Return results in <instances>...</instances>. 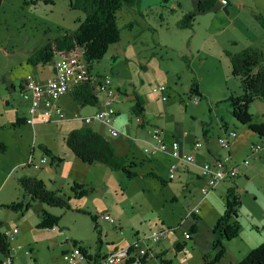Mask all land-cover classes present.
<instances>
[{"label":"rangeland","instance_id":"obj_1","mask_svg":"<svg viewBox=\"0 0 264 264\" xmlns=\"http://www.w3.org/2000/svg\"><path fill=\"white\" fill-rule=\"evenodd\" d=\"M175 1L176 3L168 2L167 7L170 6L168 9L156 6L143 11L147 3V0H143L140 5L143 11L142 17L134 15L131 9L122 8L118 11L116 24L119 30V42L111 45L102 60L91 66V72L93 75L96 73L101 76L108 75L112 84L116 82L117 86L126 91L128 95L132 94L133 86L137 88L138 94L147 101L148 115L161 124L165 132L169 133L168 138L173 136L179 146L185 145L189 149V153L192 144L196 140L199 141L202 148L196 154L197 156L203 155V158L207 159L205 161L209 162L207 164L211 166L216 158L223 159L226 156L227 151L222 149L217 142V137L222 136V131L234 129L235 132H240L238 124L229 113V105L223 102L230 95L239 94V84L231 77V67L223 53L212 49L211 40L203 45L204 38L212 32L216 34V42L225 43L228 50L238 52L247 43L250 44V41L251 43L257 40L259 42L264 33L254 20L253 16L259 15L254 7L237 10L235 8L232 16L225 15L223 18L212 13H196L192 28L178 29L175 23L179 20L180 13L176 4L181 1L183 7L188 8L190 0ZM0 2V146L3 147L0 150V200L9 205L27 198L18 186L17 176L20 171L31 169L23 165L32 162L37 164L39 160L37 155L42 151L39 146L53 148L55 153L63 158L60 163L54 165L53 174L48 175L46 174L48 172H43L41 176L45 178L44 182L50 190L59 191L70 198L69 210L50 208L45 204L35 202L30 210L23 214L25 223L23 226L36 231H39L37 225L41 221L43 210L51 211L59 218L58 227L62 234L57 236V246H49L47 250L45 246L49 243L47 238L42 241L38 240V245H31L32 253L35 254L36 249L39 252L38 255L35 254L39 262L43 259L52 260L56 254H58V259H61L63 257L60 253L62 248H68L64 253H69L73 247L72 242L77 244L83 239L90 244L88 249L93 250V242L96 238L93 235V223L90 216L98 217L105 213L115 219V224L101 223L97 220L98 230L101 232L100 238L103 242L102 253H106L108 248L115 247L118 248V252L127 250L136 241L141 245V249L154 248V245L147 240L150 233L153 230L162 232L168 230L166 236L161 239L167 253H163L161 259L148 255L145 264H160V260L168 264H203L215 256L216 251L211 247L215 239L212 228L223 213L225 193L230 186L233 188L235 186V191L240 198V206L236 211L238 233L230 240H220L223 252L217 264H238L263 244L264 150L251 151V145L263 147L264 138L255 136L234 152L227 168L235 167L237 176L217 182L208 194L203 195L201 189L206 186L205 182L201 187L193 183L183 188L177 181V177L191 176H183L179 173L172 176L167 170L164 159H162L160 171L156 170L151 159L158 158V154L153 152L156 145L153 135L158 128L153 127L154 122L151 120L152 125L147 124L143 131L140 130L143 129L140 127L144 124H140L130 108L128 110V106H131L127 100L128 95L124 97L127 100L124 104H115L113 107L115 112H122L121 116H124V113L127 116L125 121L127 133L119 132L117 137H111V139L120 145L116 154L135 164L132 168L136 173L134 178L129 179L122 172L110 171L100 164L97 167L103 166L102 170L94 165L83 164L63 144L61 137L65 136L64 133L67 132L68 126L65 124L55 126L61 121L37 123L34 127L25 123L14 124L15 120L21 122L26 115L22 117L21 112L16 114L18 108L16 100L10 97L12 95L11 86L18 91L21 80L26 77L36 79L33 76L36 73L35 67L27 61V58L62 32L73 31L78 22L83 20V14L70 9L69 0H0ZM173 6L175 12H171ZM131 17L136 19L137 24L133 29L128 30L124 28V24ZM139 30L143 32L134 40L133 35ZM151 34H153V43L160 40L162 45H173L175 51L167 53L164 49L161 50L160 46H156L154 52H163V61L161 62L160 58L155 55L147 64L144 60L149 59L147 50L152 48L149 39ZM139 40H143V48L141 46L142 52L135 58L131 56L129 50L132 46L139 48ZM233 40L234 45L230 43ZM145 43L148 44L147 47ZM185 44L193 49L204 46V53L210 51L206 59L202 56L198 59L201 54L193 53V60L201 64L198 72L202 74V79L198 82L197 77L196 81L204 93L211 95L208 109L206 99L197 106L194 105L193 99L184 94L191 79H189L191 73L186 68V62L180 60ZM112 55H114L113 59H111ZM186 57L187 60L190 59ZM51 66L52 63H49L45 69H50ZM142 66H147L144 72ZM215 68H218L219 77L215 85H212L207 78L215 73ZM39 69L40 66L37 67V70ZM165 71L169 75H166ZM175 74L179 75V80L174 77ZM221 86L227 91L228 96L221 101L223 103L214 106L213 98L216 97ZM159 87L164 90L159 92ZM166 99L168 103L182 99L181 112L184 111V106L187 107L183 123L172 115L170 118H164L165 114H161L160 103ZM124 110L126 112H123ZM247 114L251 118V124L262 125L264 129L263 104L259 102L250 104ZM194 115L197 121H193L191 116ZM128 117L130 127H128ZM116 120L117 116L113 126H116ZM177 126L185 134L184 136L175 132L179 131ZM201 126L206 132V138L202 136ZM208 148L212 156L207 154L206 149ZM151 153L156 155L150 157ZM191 163L194 164V159ZM42 165L48 167L47 163ZM150 173H154L156 178L149 176ZM161 176L167 179L162 181ZM84 177V180H88V177L95 178L93 183L86 187L87 195L74 198L70 188L72 180L78 181L79 178ZM170 177H174L172 181ZM100 179L103 184H100ZM189 194L190 199L188 200ZM194 207L200 209L196 221L187 216ZM78 208L86 213L75 212L74 209ZM12 215L14 212L11 210H0V218L4 224L10 220ZM194 225L197 227V233L189 237L182 236L183 231L190 233ZM23 226L18 227L16 237L21 234ZM75 238L82 239L76 241ZM174 247H178L179 250L176 251ZM25 249L28 250V245L23 247L24 251ZM134 255L133 253L132 256ZM54 261L60 264L56 259ZM66 263L72 262L66 261Z\"/></svg>","mask_w":264,"mask_h":264},{"label":"trees","instance_id":"obj_2","mask_svg":"<svg viewBox=\"0 0 264 264\" xmlns=\"http://www.w3.org/2000/svg\"><path fill=\"white\" fill-rule=\"evenodd\" d=\"M139 3L140 0H69L70 9L81 12L83 14V20L78 22L73 31H64L58 37L48 41L44 46L39 48L29 58V63L43 67L49 63L53 64L56 57L64 59L80 57L86 65L88 77L91 78L89 81L75 87L69 96L80 107L95 106L98 102V97H101L104 104L102 110H104L107 107L105 100L102 96L94 93L91 79H94L96 75H93L91 72V66L102 60L111 45L119 42V30L116 24V14L118 11L122 8H126L127 10L138 9ZM213 6L212 0L199 1L196 12H207ZM254 20L264 32V17L255 15ZM194 21L195 13L189 12L181 18L177 26L180 29H189L192 28ZM224 55L228 59L231 67V77L238 81L239 94L235 96L230 95L223 102L229 105V113L236 124L245 126L257 136L264 138L263 126L251 124V118L247 114V109L253 101H260L264 104V47L260 49L247 47L234 53L226 51ZM197 88V84L192 82L189 88L190 94L200 96ZM119 93L122 94L121 92ZM117 102H113L108 106L113 110L115 116L117 114L113 107ZM143 105V99L140 96L134 95V104L131 107V112L139 120H141L143 115ZM64 142L72 154L83 164H102L110 171L122 172L129 179L136 176V173L132 170L135 164L128 162V159L125 157L118 156L111 143L105 137L91 129L83 128L73 130L69 132ZM0 147V150H2L3 147ZM39 148L50 156V151L46 148L43 146H39ZM148 175L156 178L154 173ZM17 183L27 198L17 203L3 205V208L18 213L19 215L25 214L35 202H40L50 208L70 209V198L61 194L59 191L50 190L42 180L22 175L17 178ZM70 188L74 198H81L88 194V189L82 184L74 182ZM239 206V195L236 193L235 188L230 186L225 193L223 213L212 228L215 239L211 247L212 250L216 251L215 256L203 264H217L223 252L220 240L227 241L237 236L238 216L236 211ZM74 211L82 214L86 213L79 208L74 209ZM90 219L94 224L93 229L96 234V243L100 245L102 240L100 238L101 232L98 230L97 217L90 216ZM58 223L59 218L57 216L42 211L41 221L37 225V229L49 230L57 227ZM195 233L196 227L192 226L189 236ZM72 243V250L78 248L87 263L102 264L105 255H96L92 260L87 255L86 248L76 244V242ZM9 252L7 239L0 234V255H4L7 258L10 257ZM127 252L131 253L132 250L128 249ZM204 260H206L205 256ZM146 261L147 257L134 255L127 258L125 264H145ZM238 264H264V242Z\"/></svg>","mask_w":264,"mask_h":264},{"label":"crops","instance_id":"obj_3","mask_svg":"<svg viewBox=\"0 0 264 264\" xmlns=\"http://www.w3.org/2000/svg\"><path fill=\"white\" fill-rule=\"evenodd\" d=\"M199 1H204V0H190V7H188V8H184L183 7V4H181V1L180 2H177L176 5L179 8L178 11L180 13V18H179V20L176 23L178 24V22L181 20V18L186 13L194 12L195 15H196V13L198 14V12H196V7H197V3ZM212 1H213L214 6H213V8L211 10H209L207 12H199V13H212L214 15L216 14L220 18H223V17H225V15L232 16L235 8L237 10L238 8L252 9V7H254V9L256 10V13L258 12L259 15H261V16L264 17V14H263L264 13V0H227V3H225V4L221 0H212ZM142 2H143V0H140L138 9L130 10V11H132V12L135 13L134 15H137L139 17H142V12L145 11V10H149V9L155 8L156 6H162L163 8H167L168 9L170 7V6L167 7L168 2L169 3L170 2L171 3H174V2L176 3L175 0H147V3L144 6L143 11H142V9L140 8V5H141ZM175 11L176 10L174 9V6H173L172 9H171V12H175ZM176 23H175V26H176V28H178V26H177ZM136 24H137L136 19L131 17L124 24V28H128V30H131V29L134 28V26ZM146 29H148V28L146 27ZM178 29H180V28H178ZM142 32H143V30H139L138 32H136L135 35H133V39L136 40V37H139ZM261 36H263V37L261 38V40L259 42L257 40L255 42L251 43V41H250V44L247 43V45H245L241 50H243V49H245L247 47H252V48H257V49H260V48L264 47V34L261 35ZM149 39H150V41L152 43V45H151L152 48H150V50L148 49L149 47L147 48L148 49L147 52L149 53L148 54V58L149 59L144 60L145 63H147V64H149L151 62V60L154 58L155 55H157L160 58V61L161 62L163 61L164 53L163 52H160V53H157V52L155 53L154 52V48L156 46H160L161 50L164 49L165 52H167V53L168 52H172L173 53L175 51V48H174L173 45H170V46L169 45H162L160 43V40L158 42H156V43L155 42L153 43V34H151L149 36ZM209 40H211V42L213 43L211 45L213 50L219 51V52L223 53V55H224V52H226V51H229L231 53H234V52H232V51H230V50H228L226 48L227 45L225 43L223 44V43L216 42V34L210 32L208 34V36H206L204 38L203 45L208 44V41ZM230 43L232 45L235 44L234 40L232 42H230ZM138 45H139V48L136 47V46H132V48L129 50L131 52L130 54H131L132 57L137 58V55H139V53L142 52L143 40H139ZM147 45L148 44L145 43V47H147ZM141 46H142V48H141ZM203 48H204V46L193 49V48H190V46L188 44H185L184 47L182 48V51H181V53H182L181 55L182 56L180 57V60L183 61L184 63L186 62V64H185L186 65V68L191 73V74H189V79L190 78L191 79H190L189 85L187 86V89L184 90V94L186 95V97H189L190 99H193L194 97L198 98L199 99L198 104H194V105H197V106L200 104V102L202 100H205L206 99L207 100L206 108L208 109L210 107L209 104H208V102L210 100V96L211 95H209L207 92L204 93L202 91V88L199 87V83H197V81L198 80L200 81L202 79V74L198 72V69H199V67H200L201 64H200V62H197L196 60H193V53L194 52L201 54L200 56H198V59L201 56L204 59H206V57L209 55V52L210 51L207 52V53H204V49ZM31 56L32 55H30L27 58V61L28 62H29V58ZM186 56H188L190 59L187 60L188 58ZM113 58H114V55L111 56V59H113ZM227 61H228V59H227ZM192 62H193V64H191ZM38 66H40V65H34L35 72L36 73L33 76L36 79H38L40 82L45 81V80L50 79V78L53 77V66H51L50 69H45V66H43V67L40 66V69L37 70V67ZM146 68H147V66H142L143 72L146 70ZM41 72H43V73H41ZM165 74L166 75H169L168 72H166V71H165ZM95 75H99V74L96 73ZM174 77H176L177 80L180 79L179 75H177V74H175ZM197 77H198V79H197ZM218 77H219L218 68H215V73L213 75H211L210 77H208L207 80L212 85H215V82L218 79ZM196 79H197V81H196ZM22 81L23 80L20 81V86L17 89L18 91H16L14 89V87L11 86L12 95H10V97H11V99L16 100V104H17V108H18V111H16V114H20V112H21L20 115L22 117L25 116V115L27 117L28 115H27V111L26 110H27V107H28V102L24 101L22 99V97H21V94H20L21 93L20 92V89L22 87ZM192 82L197 84V86H198L197 91H198V93H199L200 96H196V95L190 94L189 88H190V85H191ZM141 83L143 84V81ZM112 85H113V87L115 88V90L117 92H121L122 95L124 94L123 97H126V95H128L126 91L121 90L120 87L117 86V83L116 82H115V84H112ZM15 91H16V93H15ZM160 94H161V96H163L162 93H160ZM176 94L179 95V93H176ZM134 95L140 96L138 94L137 88H135L133 86L132 94L127 96L128 97L127 100L129 102V104L131 103L130 104L131 106L130 107L128 106V110H129V108L131 110V107L134 104ZM227 96H228L227 95V91L224 89L223 86H221L220 89L218 90L217 94H216V97L213 98V105L214 106H217L218 103H220L221 101H223L224 98H226ZM99 100H101V103H99ZM127 100H126V98H124V99H122L121 101H118L115 104L122 105ZM143 102H144V105H143L144 111H143L142 118H141V120H139L138 118H136V119H138L140 121V124L141 125L144 124V126L140 127V128H143V129H140V130L143 131L145 125H147V124L152 125V123H151V120H152L154 122L153 127L158 128L157 131L159 133V137L162 140V142L166 145V148H165L164 152L159 151V150L156 149L158 142L155 140L156 141V145H155V147L153 149V152H155L156 154H158L157 155L158 158L157 159H154V157H153L151 159V161L154 163V166L156 167V170L157 171H160V167L162 166V159H164L165 164L168 167L167 168L168 172H169V168H170V166L172 164H175L176 165V170L173 173H170L169 172L170 174H172V176L177 175V173L182 174L183 176H186V175H190L191 176V177H177V179H178L177 181H179V183L181 184V186L183 188H185L188 185L193 184V183H195L196 185H198V186L201 187L202 186V183L204 181L199 176V169H200L199 167L202 166L205 163H209L208 161H205L207 159L206 158H203V155L200 154V155L197 156L196 152L198 150H201V149L194 150L193 149V144H192L191 149H190L191 152L189 153V149L185 145L184 146H179L178 143L174 140V137L173 136H171L170 138H168L169 137L168 136L169 133L168 132H165V130L163 129V127L160 126L161 124H159L158 122L154 121L153 118H150V116L148 115L147 107H146L147 101L143 99ZM157 102H158V99H157ZM165 102H167V103H165ZM254 102H259V103L263 104L260 101H253L251 104H253ZM6 105H8V102L7 101H6ZM57 105L64 111L65 116H66V120H63V121L58 122V123H56L57 121H55V123H56L55 126L64 125V124L66 126H68L67 132L64 133L65 136H62L61 137L64 145H65V142H64L65 141V138L69 134V132H71L73 130H76V129L87 128V129H91L94 132H96V133L100 134L101 136L105 137L111 143V145L114 147L115 152L118 153L120 145L117 144V143H115V142H113V140L111 139V137H113V136L110 135V133L108 131V128L105 125H103V124H101L99 122H95V121H93L89 125H86V124L82 123L79 120H73V119H71V115L73 113H75V112L76 113H79L82 116H89V115H92V114H94V113H96L98 111H101L104 108L103 100L101 99V97L100 98L98 97V102H97V104L95 106H92V107L91 106L80 107L79 105H77L73 101V99H72L71 96L66 95V96L61 97L57 101ZM160 105H161V108H160L161 109V114H163V113L165 114L164 118H166V117L167 118H170L171 117L170 115H172V117H175L177 120H179V121H181L183 123L184 117H185V112L187 111V107L184 106V111L181 112V107L183 106L182 99H180L177 102H175V101L174 102H171L170 101V103H168V99L162 100L161 103H160ZM123 112H126V111L124 110ZM121 113L122 112H120V111L116 112V114H117L116 115L117 116V120L116 121L117 122H116V126H113L114 129L117 131V135L115 137H117L119 135V132H121L123 134L127 133L126 132V126H127V124L125 123V121L127 120V116L125 115V113H124V116H121L120 115ZM191 117L193 118V121H197L196 115L191 116ZM24 119L21 122H17L15 120V123L14 124H16V123H18V124L19 123H24ZM129 119L130 118L128 117V127H130V124H129L130 121H129ZM255 120L256 121L258 120V116L255 118ZM176 128L178 129L179 126H177ZM238 128L240 129V132L239 133L236 132L237 133L236 137L230 140V142H229V149L226 150L227 151L226 152V156L229 157V160L223 163V161H224V159H225L226 156L223 157V159H221V158H216L215 159V162L219 161V162L223 163L224 167H227L228 166V163L230 162V157H231V155L234 152H236L247 141H249L253 137L257 136L256 134H254L253 132H251L245 126L238 125ZM178 130L181 131V132H179V131H175V132L178 133L180 136H184L185 135L180 128ZM223 130H224V128H223ZM231 130L235 131L234 129H231ZM231 130H229V131H231ZM229 131H225V130L222 131V136L227 135V133ZM201 133H202L203 138H206V132H205L204 128H202V126H201ZM222 136H219V137H222ZM219 137H217V142H218V138ZM136 140H138V138H136ZM173 142L177 143V145H178L176 149H172L171 148V144ZM43 147L46 148L48 151H50V156L47 155V154H45L44 152L42 153V151L39 152V155H37L39 157V160H38L37 164L40 162L41 159L44 158L45 159V163L44 164L47 163L48 164V167H46L44 165H41L40 168H35L34 165H37V164H33V162L31 164L27 163V164H25L23 166H25L27 168L28 167H31V169L30 170L20 171L19 172V175L17 177H20L22 175L23 176H30V177H33V178L42 180L44 182V179L45 178L43 176H41V175H43V172L44 173L45 172H48V173H46L48 175L53 174V167H54V165L55 164L57 165L58 163H60L63 160V158H61L58 154H56L53 148H49L47 146H43ZM263 147H264V144H263ZM201 148H202V146H201ZM262 149L264 150V148H262ZM206 152H207V154L209 156H212L211 155V150L209 148L206 149ZM156 154H154V153L152 154L151 153L149 155L151 157V156H154ZM190 154L193 155L194 164H192V163L191 164H187V163L183 162V159L186 156L190 155ZM58 159H60V161H58ZM93 165L95 167L99 166L98 164L97 165L96 164H93ZM100 165H102V164H100ZM102 167H97V168H99L100 170H102L101 169ZM230 167H233V166H230ZM15 172L16 171H14V173ZM193 175L195 177H193ZM6 176H7V174H6ZM94 178L95 177H88V180H84L85 179V177H84V178H79L78 181H76V180H72V181H73V183L75 182V183H78V184H82L84 187H89L93 183V179ZM96 178H98V177H96ZM100 178H103V177H100ZM161 178H162V181L165 180V179H167V177H163V176H161ZM173 178L174 177H170V180L172 181ZM100 184H103V182H102L101 179H100ZM234 188H235V186H234ZM189 199H190V194L188 196V200ZM3 205H8V204L5 203V202H3V200L2 201L0 200V210H7V209H5V208L2 207ZM47 213L55 216V214H53L51 211H48ZM199 213H200V209H199ZM197 216H198V214L197 215H190L189 217L194 218V221H196V220H198ZM9 219L10 220L8 222H6V224H4V221L0 218V234L5 229H12V228L18 229V227H21V226L25 225V223H24V215H19L18 213H15L14 212V215H12V217L9 218ZM98 221H97V223H99V222L104 223L103 221H99V222ZM5 226H9L10 228H6ZM194 226L196 227V225H194ZM93 227H94V224H93ZM38 230L39 231H36L35 229L32 230L30 227L23 226L21 234L18 235L17 237L15 236V239H14L13 242L8 243L9 244V250H10V252H9V254H10L9 255L10 256V262H9V264H15V262H17V264H56L55 261H54V259H56L58 262H60V264H67L66 261L63 260V258L58 259V254H56L52 260L43 259L41 262H39V260L36 259V255H38L39 252L36 249L35 250V254L36 255L34 253H32L31 245H33V244L34 245H38V240H41L42 241L44 238H47L49 243H46L45 246H46V249L48 250L49 249V246L55 247V246L58 245L57 236H59V235L62 234L61 229L58 226L55 227V228L46 230V231H40L41 229H38ZM31 232H32V234H31ZM183 232H187V231H183ZM196 233H197V227H196ZM93 235L96 238V234L94 232V229H93ZM71 239H74V238H71ZM77 239H82V238H75L76 241H78ZM167 239L168 238H166V240ZM77 244L80 245V246H82L83 248H86L87 255L92 260L95 258L96 255L103 256V255H106L109 252H115V251L118 252V248L115 247L113 249H109L108 248V250H107L106 253H102V247L101 246H102L103 242L100 245H98L96 243V240L93 242V246H94L93 250L88 249V246L90 244L85 239H83L81 241H78ZM26 245H28V250L25 249V251H24L23 250V247H25ZM35 248H36V246H35ZM174 248L176 249V251L179 250L176 247H174ZM165 249H166L165 245L162 243V241H160L156 246H154V248H152L153 253H154L153 258L161 259L162 254L163 253H167ZM67 250H68V248H62V250H60V253L63 255V253L66 252ZM18 251H20V253H18ZM26 252H29V253L26 254ZM60 253H59V256H60ZM4 260H5L4 255H2V256L0 255V264H3V261ZM160 262H162V260H160ZM68 264H82V263H80L78 261H74V262L68 263Z\"/></svg>","mask_w":264,"mask_h":264},{"label":"built area","instance_id":"obj_4","mask_svg":"<svg viewBox=\"0 0 264 264\" xmlns=\"http://www.w3.org/2000/svg\"><path fill=\"white\" fill-rule=\"evenodd\" d=\"M224 4L227 0H221ZM53 77L45 81L40 82L37 79L26 77L22 82V87L20 89L21 97L24 101L28 102L27 107V117L24 119V123L34 126L37 123H50L52 121H63L66 120L64 111L57 105V101L66 95H69L75 87L89 81L91 77H88L86 65L80 57H74L70 59H64L58 57L53 61ZM92 80V86L94 88V93L98 96H102L105 100L106 108L104 110L98 111L89 116H82L79 113H73L71 119L79 120L82 123L89 125L93 121H98L108 128L111 136L115 137L117 131L114 129L113 124L115 121V114L113 110L108 107L113 102L121 101L124 97L122 94L114 90L112 82L108 75L99 76L96 75ZM164 89L162 87L158 88L159 92ZM199 99L194 97L193 103L198 104ZM235 131H229L227 135L219 137L218 143L220 147L224 150L229 149V139L236 137ZM154 139L158 142L156 149L164 152L166 145L162 142L159 137L157 130L154 131ZM177 143L173 142L171 144L172 149L177 148ZM202 144L196 141L193 144V149H200ZM261 146L251 145V151H260ZM229 157L226 156L223 163L228 161ZM193 161V155L190 154L183 159V162L191 164ZM45 163V159H41L35 168H40L42 164ZM223 163L217 161L213 165L207 163L203 164L199 169V176L203 179L206 186L201 189L203 195L208 194L211 188L219 181L225 178H233L237 175L235 167H224ZM176 170V165L172 164L169 168V172L173 173ZM199 213V208L194 207L187 216L197 215ZM97 220L107 222L109 224H114L115 219L107 214H101L97 217ZM168 231V230H167ZM167 231L162 232L161 230H153L150 236L147 238L151 244L156 246L162 239L166 236ZM17 233L16 228L5 229L2 231V235L7 239V241L13 242L15 235ZM183 236L188 237L187 232L182 233ZM131 249L132 252L128 253L127 250ZM127 250L119 252H109L104 256L102 264H125L127 258L132 256L134 253L136 256L146 257L148 255L153 256L152 248H147V250L141 249V245L136 241ZM29 252H26L28 254ZM130 254V255H129ZM65 261H78L82 264H92L87 263L78 248H74L69 253L62 255ZM10 257L5 258L3 264H9Z\"/></svg>","mask_w":264,"mask_h":264},{"label":"clouds","instance_id":"obj_5","mask_svg":"<svg viewBox=\"0 0 264 264\" xmlns=\"http://www.w3.org/2000/svg\"><path fill=\"white\" fill-rule=\"evenodd\" d=\"M100 76V75H99ZM24 80V79H23ZM23 82V81H22ZM2 234V233H1ZM8 242V241H7ZM9 243V242H8Z\"/></svg>","mask_w":264,"mask_h":264}]
</instances>
